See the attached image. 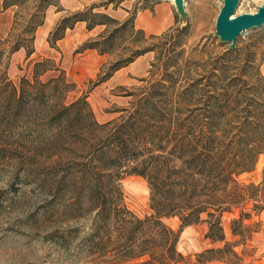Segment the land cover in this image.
<instances>
[{"label": "rangeland", "instance_id": "rangeland-1", "mask_svg": "<svg viewBox=\"0 0 264 264\" xmlns=\"http://www.w3.org/2000/svg\"><path fill=\"white\" fill-rule=\"evenodd\" d=\"M5 1L0 0V264H86L82 255H74L66 244L58 247L54 242L55 232L82 236L91 219L87 205L92 193L87 183H82L86 166L80 162L81 168L74 167L73 159L88 157L90 149L86 145L93 132L87 130L89 120L83 121L86 122L84 132L81 127L69 126L77 112L84 113L85 104L78 103L68 109L63 106L85 98L94 118L103 122L116 116L122 107H128L133 92L175 95L196 79L199 84L193 90L194 98L197 104L204 105L206 97H202L205 91L201 87L213 71L227 79V76L254 74L258 67L264 75V24L246 29L237 36L235 45L228 48V42L215 34L216 17L223 0H185V19L173 6L175 21L171 29L168 27L151 37L149 32L142 33L126 25L115 32L110 51L102 53L83 44L100 39L116 26L94 12L107 13L108 2L115 5L118 0L90 3L87 0H7L15 2L8 6L4 5ZM48 1L51 2L45 6ZM131 1L129 16L157 0ZM263 1L238 0L235 14L254 12ZM91 5L94 7L86 13L88 20H83L84 26L78 27L79 20L69 19L67 24L73 22L71 27L55 31L63 17ZM39 20L42 23L35 26ZM88 21L106 22L88 27ZM31 33L29 45L34 50L29 56L25 46L11 50L16 41L26 45V37ZM60 33L62 36L57 38ZM145 47L153 49L100 80L113 63L122 62L135 49ZM226 49L234 51L225 55ZM44 57L52 58L56 67L62 69V79H56L57 68L45 71L38 77L44 82L42 86L38 84L39 92L35 95L28 90L18 108L16 104L9 107L8 80L16 86L23 76L32 80L34 61ZM215 66L223 67V72ZM258 90L261 93L262 86ZM58 111L62 112L60 124L56 121ZM94 150L98 155L97 145ZM263 163L264 154H260L255 168L241 173L238 179L258 182ZM119 183L128 208L139 216L150 213L149 187L142 175L123 174ZM78 187L81 190L77 194ZM250 206L251 202H246L223 211L224 240L212 241L205 236L206 221L180 227L178 216L162 217L168 226L180 228L176 247L184 259L178 264H224L221 259L199 262L213 255L229 257L233 264H264V212L256 213ZM241 211L251 212L250 217L242 218L243 235L232 233V220ZM225 242L232 243L239 258L227 248L197 255L207 248H224Z\"/></svg>", "mask_w": 264, "mask_h": 264}, {"label": "trees", "instance_id": "trees-1", "mask_svg": "<svg viewBox=\"0 0 264 264\" xmlns=\"http://www.w3.org/2000/svg\"><path fill=\"white\" fill-rule=\"evenodd\" d=\"M13 3L6 0L4 5ZM93 7L63 17L55 31L71 27L73 22L67 24L69 19L87 21L86 13ZM94 13L116 26L108 34H102L100 39L86 41L83 47L108 52L115 32L126 25L135 28L134 13L122 21L102 11ZM101 22L106 21H88V27ZM40 23L42 20L35 26ZM34 28L30 31L33 32ZM61 36L62 33L57 38ZM149 36L156 37L157 34L150 33ZM26 38V45L16 41L11 50L25 46L29 56L34 50L29 45L33 34ZM151 49L153 47L135 49L128 59L113 63L111 70L100 80ZM232 51L234 49H226L224 54ZM47 63L51 66L46 67ZM53 68L59 71L56 79H62V69L56 67L52 58L44 57L34 61L32 80L23 76L19 86L8 80L9 107L16 104L18 108L28 90L36 95L40 89H37L38 84L42 86L44 83L39 80V75ZM215 68L220 72L224 70L219 66ZM226 78L214 71L207 77L201 87L205 91L202 95L206 97L204 105L197 104L194 98L193 90L199 84L196 79L175 95L133 92L130 105L103 122L94 118L85 98L63 106L68 109L78 103L85 104L84 113L77 112L69 126L81 127L84 132L86 122L83 121L89 120L87 130L93 132L86 145L90 149L88 157L73 159L74 167L81 168V163L86 166L82 183L86 182L92 193L87 205L91 219L80 237L77 233L55 232L56 245L62 247L66 244L74 255H82L86 264H178L184 259L176 247L180 228L168 226L162 217L178 216L180 227L206 221L205 236L215 241L225 239L221 223L223 211L251 202V210L264 212V163L258 182L238 179L241 173L253 170L260 154H264V75L257 67L254 74L249 72L246 77L240 74ZM250 93L254 96L250 97ZM242 96L246 98L242 99ZM61 115L62 112L58 111L57 124L61 122ZM96 145L98 155H95ZM126 173H137L146 179L150 213L139 216L124 203L119 179ZM80 190L78 187L77 194ZM202 213L206 214L205 217L201 216ZM250 216V211H241L240 216L232 220V233L243 235V229H240L242 218ZM225 248L239 258L229 242L224 243V248H207L197 255L221 252ZM211 259L233 264L229 257L222 255H213L199 262Z\"/></svg>", "mask_w": 264, "mask_h": 264}, {"label": "crops", "instance_id": "crops-1", "mask_svg": "<svg viewBox=\"0 0 264 264\" xmlns=\"http://www.w3.org/2000/svg\"><path fill=\"white\" fill-rule=\"evenodd\" d=\"M97 0H87L90 3ZM131 0H118L113 5L111 1L106 6V12L122 21L130 15ZM174 4L171 0H157L149 6H142L134 12L133 24L135 28L143 29L145 32L157 33L170 27L175 21ZM78 27L84 26L83 20L77 21Z\"/></svg>", "mask_w": 264, "mask_h": 264}, {"label": "water", "instance_id": "water-1", "mask_svg": "<svg viewBox=\"0 0 264 264\" xmlns=\"http://www.w3.org/2000/svg\"><path fill=\"white\" fill-rule=\"evenodd\" d=\"M176 11L185 19V0H173ZM238 0H223L216 17L215 34L228 42V48L235 45L237 36L246 29L264 24V1L254 12L235 14Z\"/></svg>", "mask_w": 264, "mask_h": 264}, {"label": "bare ground", "instance_id": "bare-ground-1", "mask_svg": "<svg viewBox=\"0 0 264 264\" xmlns=\"http://www.w3.org/2000/svg\"><path fill=\"white\" fill-rule=\"evenodd\" d=\"M171 1H173V0H171Z\"/></svg>", "mask_w": 264, "mask_h": 264}]
</instances>
